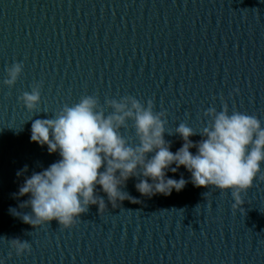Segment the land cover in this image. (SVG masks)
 Returning a JSON list of instances; mask_svg holds the SVG:
<instances>
[{"label": "water", "instance_id": "1", "mask_svg": "<svg viewBox=\"0 0 264 264\" xmlns=\"http://www.w3.org/2000/svg\"><path fill=\"white\" fill-rule=\"evenodd\" d=\"M23 71L9 88L6 69ZM41 83L37 112L18 97ZM93 95L105 101L131 95L165 112V140L182 146L180 123L196 132L209 107L255 115L264 126V0H0V260L3 264H264V180L242 193L234 211L231 191L197 188L181 167L168 177L189 183L170 196H141L138 179L123 201L99 213L90 206L77 224L53 220L34 229L10 208L25 176L60 159L31 142V123L63 105ZM132 121L121 131L136 141ZM194 142L200 135L191 137ZM194 154L196 149L193 148ZM27 165L28 171L17 176ZM174 166V165H173ZM264 172V164L261 165ZM206 194V195H205ZM20 238L31 253L16 256L6 239ZM12 252L9 257V252Z\"/></svg>", "mask_w": 264, "mask_h": 264}, {"label": "clouds", "instance_id": "2", "mask_svg": "<svg viewBox=\"0 0 264 264\" xmlns=\"http://www.w3.org/2000/svg\"><path fill=\"white\" fill-rule=\"evenodd\" d=\"M23 71L21 62L6 69L3 83L12 88ZM41 83L23 92L18 100L29 112H37L41 102ZM110 112L93 95L82 96L78 103L63 107L51 118H38L31 123V142L47 146L49 154L58 153L60 159L41 171L25 176L14 198L27 196L19 209L9 212L23 223L38 226L57 221L63 229L73 228L90 206L99 213L107 207L102 191L113 208L128 200L141 203L123 189L130 178H137L136 190L141 196H170L182 191L189 183L168 177L183 167L190 173V182L197 188H214L222 193L231 191L232 209L244 212L242 193L253 186L259 176L264 180V126L255 115L239 111L229 113L228 106L220 111L209 107L204 115L210 117L206 126L196 132L186 123H180L175 133L183 141L175 152L171 141L165 140L166 113L154 111L152 100L146 104L131 95L105 101ZM136 141L130 142L122 129L128 122ZM200 135L194 142L191 137ZM195 148V154L190 151ZM174 165V166H173ZM28 166L17 171L22 176ZM206 195V194H205ZM16 256L31 253L32 246L20 238L6 239ZM12 252H9L11 257ZM0 264L3 261L0 260Z\"/></svg>", "mask_w": 264, "mask_h": 264}]
</instances>
